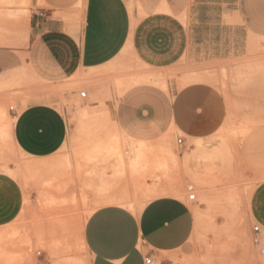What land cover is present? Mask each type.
Wrapping results in <instances>:
<instances>
[{
  "label": "rangeland",
  "instance_id": "374dc122",
  "mask_svg": "<svg viewBox=\"0 0 264 264\" xmlns=\"http://www.w3.org/2000/svg\"><path fill=\"white\" fill-rule=\"evenodd\" d=\"M78 1L69 17L75 29ZM125 1L130 13L144 14L139 0ZM233 2L225 21L241 25L242 39L233 57L185 56L154 69L137 59L128 40L106 65L70 77L25 70L0 77V264H90L83 228L90 212L108 202L95 191L102 178L117 180L109 191L118 188L124 198L144 192L136 204H122L134 211L180 189L193 210L197 264H264V224L257 217L264 209L253 203L264 187V0ZM156 8L171 10L166 0ZM32 9L30 0H0V48L24 45ZM142 88L175 104L174 124L155 144L133 140L113 117ZM39 100L53 103L68 123L65 143L43 159L17 151L10 136L13 111ZM130 175L150 185L142 190Z\"/></svg>",
  "mask_w": 264,
  "mask_h": 264
},
{
  "label": "crops",
  "instance_id": "0c3cea01",
  "mask_svg": "<svg viewBox=\"0 0 264 264\" xmlns=\"http://www.w3.org/2000/svg\"><path fill=\"white\" fill-rule=\"evenodd\" d=\"M38 1L30 0L34 9L25 22L24 45L0 48L3 81L21 77L24 70L45 77H70L101 67L117 57L128 40L137 59L154 69L167 68L185 56L194 61L228 58L242 49L241 25L225 21L233 17L234 0H166L170 12L157 10L160 0H139L141 16L130 13L125 0H79L75 11L81 18L80 29L69 19L74 14L73 0H42V6ZM131 18L136 21L134 27ZM128 103L119 105L113 117L133 140L155 144L174 124L171 99H159L142 88ZM67 131L66 118L49 101H33L13 111L12 143L30 158L55 154L65 143ZM130 180L141 184L142 190L144 183L150 185L134 175ZM141 193L130 191L125 200L136 204ZM104 195L116 199L122 193L112 190ZM253 203L254 208L264 209V187L255 191ZM257 217L264 224V215ZM193 227L192 206L184 195L160 194L138 211L115 202L96 207L85 220L83 242L90 264H191L192 259L197 264Z\"/></svg>",
  "mask_w": 264,
  "mask_h": 264
},
{
  "label": "bare ground",
  "instance_id": "6f19581e",
  "mask_svg": "<svg viewBox=\"0 0 264 264\" xmlns=\"http://www.w3.org/2000/svg\"><path fill=\"white\" fill-rule=\"evenodd\" d=\"M1 39V38H0ZM81 93V92H80ZM156 142V141H155ZM165 150V149H164ZM126 153H127V151H126ZM166 153V152H165ZM170 153V152H169ZM164 155V154H163ZM171 155V154H170ZM145 156V155H144ZM167 156H169V155H167ZM142 157V156H141ZM160 158H161V156H160ZM158 160V159H157ZM162 160V159H161ZM160 160V161H161ZM120 161H121V159H120ZM162 162V161H161ZM120 164V163H119ZM137 169V168H136ZM121 171V170H120ZM123 171V170H122ZM122 173V172H121ZM146 173V172H145ZM111 181V180H110ZM114 181H115V179H114ZM116 183H117V180H116V182H112V183H110L107 179H105V178H102L100 181H99V183H98V187L96 188V194L97 195H99V194H102L103 192H105L106 193V191H109V190H111V189H113V187H118V185L120 184H118V185H116ZM122 185V184H121ZM190 187V186H189ZM121 188V187H120ZM124 188V187H123ZM135 188V187H134ZM117 190H118V188H117ZM116 190V191H117ZM135 191V190H134ZM126 195V194H125ZM177 195H183V192L179 189L178 191H177ZM100 197V196H99ZM103 197H105V196H103ZM126 198H124V197H116V199L114 198H109L108 199V202L107 203H110L109 201H111V202H115V203H118V204H126L127 203V201L125 200ZM255 228V227H254Z\"/></svg>",
  "mask_w": 264,
  "mask_h": 264
},
{
  "label": "built area",
  "instance_id": "2783aa9c",
  "mask_svg": "<svg viewBox=\"0 0 264 264\" xmlns=\"http://www.w3.org/2000/svg\"><path fill=\"white\" fill-rule=\"evenodd\" d=\"M80 96H81V97H86V92H85V91H82V92L80 93ZM177 143H178V145H180V146L183 145L182 139H181V138H178V139H177ZM191 189H192L191 187H188V190H191ZM187 198H188L189 200H192V199L195 198V194H193V193H189V194L187 195ZM254 231H258V227H255V228H254ZM254 241L257 242V238H255ZM149 262H150V259L147 258V259H146V263H149Z\"/></svg>",
  "mask_w": 264,
  "mask_h": 264
}]
</instances>
